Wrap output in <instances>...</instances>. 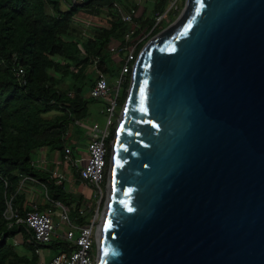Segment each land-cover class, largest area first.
<instances>
[{
	"label": "water",
	"instance_id": "1",
	"mask_svg": "<svg viewBox=\"0 0 264 264\" xmlns=\"http://www.w3.org/2000/svg\"><path fill=\"white\" fill-rule=\"evenodd\" d=\"M130 85L96 264H264V0H185Z\"/></svg>",
	"mask_w": 264,
	"mask_h": 264
},
{
	"label": "trees",
	"instance_id": "2",
	"mask_svg": "<svg viewBox=\"0 0 264 264\" xmlns=\"http://www.w3.org/2000/svg\"><path fill=\"white\" fill-rule=\"evenodd\" d=\"M62 1L0 0V264H31L37 259L30 245L23 244L26 251L20 252L11 242L19 234L30 237L32 230L15 223L9 227L4 216L7 200L12 197L13 207L22 216L32 208L27 201L26 182L44 190L47 201L38 203L39 210L46 211L60 202L69 209L74 222H91L94 207L88 204L94 198L92 190L86 193L85 187L82 193L69 191L67 181H59L53 174L54 165H34V154L45 149L59 152L63 158L66 145L85 143L78 123L88 118L89 105L98 102L90 94L96 76L91 59L100 57L99 68L112 78L115 70L110 65H114L115 56L121 57L118 71H122L130 46L135 45L134 63L146 42L176 19L175 15L166 21L174 9L171 0H153L149 12L139 10L133 22L121 19L122 11L139 8L129 0ZM48 7L54 13L48 12ZM159 15L163 18L157 22ZM83 19L102 25L85 27ZM112 45L119 50L111 52ZM14 56L25 70L26 85L15 76L11 66ZM131 74L123 84L120 106L127 98ZM64 84L67 87L62 89ZM66 131H71L67 137ZM114 132L115 128L111 138ZM111 152L109 145L107 171ZM71 171L75 182L81 184L79 172L74 168ZM84 206H88L85 215L80 213ZM52 244L58 247V254L69 249L64 240L49 247Z\"/></svg>",
	"mask_w": 264,
	"mask_h": 264
},
{
	"label": "built area",
	"instance_id": "3",
	"mask_svg": "<svg viewBox=\"0 0 264 264\" xmlns=\"http://www.w3.org/2000/svg\"><path fill=\"white\" fill-rule=\"evenodd\" d=\"M173 1L175 4L176 0H171V2ZM174 4L172 5L171 3L170 7H173ZM138 13L139 8L132 6L130 10L121 12V19L125 22H133ZM162 18L163 15H159L157 22ZM129 36L130 34L127 37ZM119 48L117 45H112L110 51L115 53ZM133 53V51H129L128 49L126 62L123 65L119 77L115 81L112 80L107 72L99 68L101 63L100 57L91 59L96 76L90 94L102 106L100 114L104 117V126H101L97 121L93 122L85 155H77L74 148L69 145L65 146V152L63 154L64 162L77 170L82 181L92 187L95 198H102L105 191L109 188V171L106 168L109 145L112 151L115 135L124 110V105L120 106L119 99L126 77L133 71L134 65L132 66L131 63ZM13 60L11 66L15 76L20 84L26 85L27 79L24 68L20 66L17 56H14ZM114 128V136L111 138ZM64 135L67 137L69 131H66ZM53 174L59 181H68V176L62 170L55 169L53 170ZM12 198L7 200V208L4 216L9 220V227H12L15 223L27 227L28 230H32L33 234L28 238L23 236L20 240L17 236L12 238V243L16 247H18L17 245H23L25 243L33 247L37 259L31 261V264H96L98 223L95 217L91 219L88 225L79 224L69 217V211L66 206L60 202H56L63 209L61 210V218L65 219L67 223L66 232L60 234L58 233L60 221L56 220L53 208L41 211L39 210L38 204L34 203L27 214L22 216L13 207ZM87 212L86 207H82L80 210V213L83 215L87 214ZM60 238L69 243V249L60 252L52 258H47L45 250L49 248L51 243L59 241Z\"/></svg>",
	"mask_w": 264,
	"mask_h": 264
},
{
	"label": "rangeland",
	"instance_id": "4",
	"mask_svg": "<svg viewBox=\"0 0 264 264\" xmlns=\"http://www.w3.org/2000/svg\"><path fill=\"white\" fill-rule=\"evenodd\" d=\"M129 1L130 2H133V3H136V2L138 3L137 4V7H139L140 13H142L143 11L144 12L146 11L148 13L149 10L151 9V6L153 5L152 4L153 0H129ZM62 2H64V0ZM171 3L173 5L174 4V1L171 2ZM171 3H170V5H171ZM182 3H183V0H176L175 4L173 6L174 9L172 10V13L171 14L170 13L167 14L166 21H171V18H173L175 15H176V18L178 17V15L181 13V11L183 10V8L185 6V3L184 4H182ZM64 4H65V2H64ZM63 8H65V5H63ZM179 9H181V10H179ZM47 11L48 12H51V13H54V11L52 10L51 7H48V10ZM177 12H179V13H177ZM81 22L83 23L82 25L85 26V27H92V26L102 25L101 23L96 22V20H91V19H89V20L83 19V20H81ZM85 33H90V31H86L85 30ZM113 46H115V45H113ZM128 49H129V51L135 52V45L130 46ZM134 54L135 53H133V56H134ZM138 55H137V57H138ZM120 59H121L120 56H115V58H114V61H115L114 62V65H110L115 70V73L112 76V80L113 81H115V79H117L119 77L120 73H121V71H118L120 69V67H121ZM136 60H137V58H136ZM136 60H135V62H136ZM135 62L132 63V66L135 64ZM94 70H95V68H94ZM56 75H58V74H56ZM66 87H67V84H64V85L61 86L62 89H65ZM130 88H131V85L128 88V95H129V92H130ZM122 89H123V87H122ZM128 95H127V98H128ZM127 98H126V100H127ZM126 100H125V102H126ZM100 105L101 104L98 103V102L93 103V104H90L89 105V108H90L91 111H90L89 114L93 113L92 117H91V115H89L86 120L81 121V122L78 123L79 128L82 129V136L81 137L85 140V143H88L89 142V134L91 132V127L93 125L92 124L93 122H96L97 121V122H99L101 124V126H104V122L105 121H104V117L100 114L101 107H102ZM70 133H71V131H69V134ZM79 149L82 152L83 151L84 152L87 151L86 145L80 147ZM42 151L43 150L40 149V155L42 154ZM44 151L47 152V150H45V149H44ZM54 153L56 154V151H54ZM51 157L52 156H49L48 157V162H50V163H52L51 161H49V159ZM33 162H34V165H36V162L37 161L34 160V158H33ZM50 165L53 166V164H50ZM56 166L62 167V165H59L58 163L56 164ZM67 180H68V178H67ZM26 188L27 189H25V191H26V194H27V201H28L29 206H32L34 203H37L38 204L40 202H43L44 203V202L47 201L46 198L44 197V194L41 195L42 192L44 193V190L38 184H35V185L32 184L30 187H26ZM66 188L69 191H76L75 193H82L84 191V189H85L84 186L79 185V183H76L75 182L74 175L67 181ZM89 191L90 190L87 189L86 190V193L89 192ZM92 192H93V197H94V191H93V189H92ZM106 197H107V191H105V194L103 195L102 198H99V197L95 198L94 197L91 201H89V204H88L89 205V208L90 207H94V212L92 213L91 218L93 219L95 217L96 222L98 223V225L100 224V220H101V216H102V210H103L104 205H105V202H106ZM54 204H55L54 205L55 208H57V210L54 212V216H55V218H56L57 221H60V224L58 226V233L63 234L67 230V223H66L65 219L61 218V210H63V209H61V207L56 202ZM84 207H88V206H84ZM17 238L19 240L22 239V234H19L17 236ZM61 240H62V238L59 239V241H61ZM11 242H12V239H11ZM17 246H18L17 248L19 249L20 252H25L26 251V249H25L26 246H21V245H17ZM45 254L47 255V258H51V257L57 255L58 254V247L57 246H54L52 244L45 251ZM46 255H45V257H46Z\"/></svg>",
	"mask_w": 264,
	"mask_h": 264
},
{
	"label": "crops",
	"instance_id": "5",
	"mask_svg": "<svg viewBox=\"0 0 264 264\" xmlns=\"http://www.w3.org/2000/svg\"><path fill=\"white\" fill-rule=\"evenodd\" d=\"M136 4H138L137 2H136ZM89 111H91L90 109H89ZM89 115H91V117H92V115H93V113H91V114H89ZM93 124V123H92ZM91 124V125H92ZM89 143V142H88ZM88 143H82V145L81 144H79L78 143V145L77 146H73L72 148H74V150H76V153H77V155H85V152L83 151H81L79 148L80 147H82V146H85L86 145V147H88ZM40 151H38V152H36L35 154H34V160H36L37 162H36V167H38V168H46V166L48 165V163L49 164H51L50 162H48V157L49 156H52L50 159H49V161H51L52 163H53V168H52V170H55V169H57V170H62L67 176H68V178L70 179L72 176H73V173H72V171H71V166H69V165H67L66 164V162H64V159L62 158V156L60 155V153L59 152H56V154L54 153V152H52V153H49L48 151L46 152V151H42V154L40 155ZM49 155V156H48ZM43 159V160H42ZM59 164V165H62V167H60V166H56V164ZM68 179V180H69ZM35 185V183H32V182H26V184H25V186L26 187H30L31 185ZM79 185H82V186H84V187H86V188H88V189H91L92 187L90 186V185H88V184H86V183H84V181H82V183L81 184H79ZM25 187V189H27ZM92 190V189H91ZM41 195H43V192L41 193ZM43 204V202H40V204ZM63 205V204H62ZM65 206V205H64ZM52 208H54L55 210L54 211H56L57 210V208H55L54 207V204H53V206H52ZM68 209V208H67ZM68 211H69V209H68ZM22 246V245H21ZM46 251V250H45Z\"/></svg>",
	"mask_w": 264,
	"mask_h": 264
},
{
	"label": "clouds",
	"instance_id": "6",
	"mask_svg": "<svg viewBox=\"0 0 264 264\" xmlns=\"http://www.w3.org/2000/svg\"><path fill=\"white\" fill-rule=\"evenodd\" d=\"M132 78V77H131Z\"/></svg>",
	"mask_w": 264,
	"mask_h": 264
}]
</instances>
